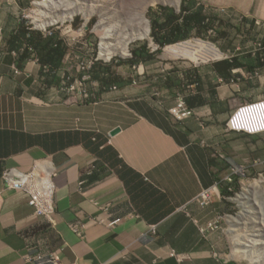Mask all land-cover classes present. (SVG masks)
I'll return each mask as SVG.
<instances>
[{
	"label": "crops",
	"instance_id": "crops-1",
	"mask_svg": "<svg viewBox=\"0 0 264 264\" xmlns=\"http://www.w3.org/2000/svg\"><path fill=\"white\" fill-rule=\"evenodd\" d=\"M31 3L0 0V264H38L30 238L65 264H264L258 238L256 249L229 230L222 201L198 202L230 177L241 184L240 170L264 176V132L228 129L240 105L264 98V40L239 42L231 57L208 48L218 58L181 71V85L146 71L151 61L130 63L139 82L95 78L103 86L96 94L86 84V98L31 44ZM179 96L193 116L170 113ZM7 168L54 183V223L30 193L7 187ZM74 223L85 224L83 236Z\"/></svg>",
	"mask_w": 264,
	"mask_h": 264
},
{
	"label": "rangeland",
	"instance_id": "rangeland-1",
	"mask_svg": "<svg viewBox=\"0 0 264 264\" xmlns=\"http://www.w3.org/2000/svg\"><path fill=\"white\" fill-rule=\"evenodd\" d=\"M50 2L51 0H32L31 9L26 12L25 18L32 26L33 32L40 31V33L48 34V37L54 36L58 41L68 45L66 63L58 71L61 78L66 81L65 83L69 84L75 80L80 82L85 76L90 75L91 78L88 81L84 80L85 86L87 84L96 94L103 86L94 77L95 72L100 70V68L94 69L98 61L110 68L115 75L124 78L126 75L133 74L139 82L138 67L131 66L130 61L134 59V49L145 43L149 44L151 49L157 47L154 51L157 60L149 62L146 71L157 70L156 75L177 78L181 85L183 84L181 71L186 73V70L200 68L215 60L216 55L209 50L210 47H215L231 57L234 47L239 42L264 40V0H197V7L193 11L202 10L208 17L207 23L210 27L208 32L199 35V31L195 30L190 39L165 47H160L154 40V25L157 19L161 17L160 23H166L164 13L166 10L163 8L172 9L180 18H183L184 5L189 6L190 0L186 2L180 0L177 5L171 0H78L71 6H67L68 3L75 0H58L59 4L67 5L51 6L48 12L42 11ZM141 11L145 13L149 21V35L132 39L128 54H123L113 44L109 50H103L102 38L107 34L106 30L116 22H121L123 26L130 24L132 28L139 27L140 20L135 19V12ZM189 12L190 10L187 11ZM65 15L69 17L63 20ZM247 25H253V28L248 29ZM180 44H185L184 48L188 49L186 56L181 52H177L180 55H172L166 51L167 47L175 45L179 47ZM195 56L200 57V60H197ZM97 57L101 58L91 63V60ZM51 68L48 70L49 73L52 71ZM108 75L103 73L104 77ZM157 85L154 83V86L157 87ZM70 87L71 85H66V90L68 91ZM243 173L240 170L235 175L239 176L241 181L239 191H233L234 193L229 196L217 191L214 197L222 201L224 205L222 209H218L220 214L234 221L229 230L240 237V241L244 238L254 240L251 244L255 247L257 244H255V238H258L260 240L257 239L258 242L262 244L257 246L264 250V182L261 183L264 176H246ZM218 227L215 224V229Z\"/></svg>",
	"mask_w": 264,
	"mask_h": 264
},
{
	"label": "built area",
	"instance_id": "built-area-1",
	"mask_svg": "<svg viewBox=\"0 0 264 264\" xmlns=\"http://www.w3.org/2000/svg\"><path fill=\"white\" fill-rule=\"evenodd\" d=\"M97 57L91 60H99ZM90 78L87 75L85 79ZM81 90L86 98L91 96L85 87V81H80L78 84L72 85L68 91L74 93ZM170 113L179 120L189 118L195 114V111L188 106L186 98L179 96L177 104L170 109ZM230 131L243 133L257 134L264 132V98L254 102H248L240 105L228 122ZM3 178L7 183V187L15 190H24L30 193V204L35 208L37 214L54 223L55 202L54 190L55 186L52 181L42 176L37 169L31 172H23L17 168H8L3 173ZM214 194L213 189L204 190L198 197V202L201 205H209ZM120 222V219L113 220L110 225H115ZM72 228L81 236H83L85 224L74 223ZM209 228L215 229V224L211 223ZM30 238V237H29ZM29 248L36 251L35 258L38 264H65L61 255L58 252L47 251L41 240L30 238ZM261 258L264 260V250L261 251ZM79 264V263H75Z\"/></svg>",
	"mask_w": 264,
	"mask_h": 264
},
{
	"label": "trees",
	"instance_id": "trees-1",
	"mask_svg": "<svg viewBox=\"0 0 264 264\" xmlns=\"http://www.w3.org/2000/svg\"><path fill=\"white\" fill-rule=\"evenodd\" d=\"M184 2H186V0H184ZM189 4V6L184 5L185 15L183 18H180L174 10L163 8L166 10L164 12L166 23L161 24L159 20L161 17H159L154 25L155 31L153 32L154 40L160 47L190 39L194 35L195 30L199 31V35L208 32L210 28L207 23L208 17L203 14L202 10L193 11V9L197 7V0H190ZM188 10H190L189 13H187ZM30 42L34 47L36 46L40 52L41 49L46 52L43 56L44 65L51 66L53 68H51L52 71L63 67V59L68 53V46L64 42L58 41L54 36L46 37L40 32L36 33V35L35 33H31ZM133 56L134 59L130 61L132 65L140 61L149 62L156 59L154 51H152L149 44L146 43L134 49ZM97 68H100V70L95 72V78L102 79L104 82L110 81L116 84L124 82L120 76L115 75L111 69L106 67L103 63L97 62L94 69L97 70ZM103 73L109 75L104 77ZM240 188L241 184L239 179H235L229 182V185L225 186V189L222 190V194L229 196L234 193L233 191H239Z\"/></svg>",
	"mask_w": 264,
	"mask_h": 264
},
{
	"label": "bare ground",
	"instance_id": "bare-ground-1",
	"mask_svg": "<svg viewBox=\"0 0 264 264\" xmlns=\"http://www.w3.org/2000/svg\"><path fill=\"white\" fill-rule=\"evenodd\" d=\"M178 1L179 0H171V2L174 4L177 3ZM77 2H78V0H75V2H72V3L69 2L68 5L64 4V3L63 4H64V6H66V5L71 6L72 4H75ZM50 3H52V4L50 5ZM50 3H48V5H47L48 7L42 11L48 12L49 10H51V8H50L51 6L56 7V6H59L60 4H62V3L59 4L58 0H51ZM74 12H72V13L74 14ZM67 17H69V16L65 15L63 20H65ZM39 18H40V16H39ZM137 18L140 20V24H141L139 27L132 28V26L130 24H124V26H123L121 22H116L115 24L111 25L108 28V30H106L107 34L102 38V49L107 51L110 49L111 44H113L123 54H128L129 45H130V42L132 41V39H134L136 37H139V38L147 37L149 35V31H150L149 21L145 15V13L142 11L141 12H135V19H137ZM116 39H117V41H115ZM176 47H177V45L169 46V47H167L166 51L172 55H176V54L180 55L177 52H181L182 54L184 53L186 56V51H188V49L184 48L185 44H180L179 47H177V48ZM116 48H115V50H116ZM210 48L212 49L211 51H213V52L217 51V49L215 47H210ZM179 49H181L182 51H180ZM219 54H220V52H219ZM195 58L197 60H200V57H198V56H195ZM263 182H264V180H261L262 184H263ZM246 191H248L247 188H246ZM248 243H249V241L246 240V241H244L243 244L244 245L246 244L245 245V247H246L248 245Z\"/></svg>",
	"mask_w": 264,
	"mask_h": 264
},
{
	"label": "clouds",
	"instance_id": "clouds-1",
	"mask_svg": "<svg viewBox=\"0 0 264 264\" xmlns=\"http://www.w3.org/2000/svg\"><path fill=\"white\" fill-rule=\"evenodd\" d=\"M46 30V29H45ZM44 34V33H43ZM46 37H48V34H44ZM68 46V45H67ZM157 49V47L156 48H152V51H155ZM219 52L222 54V56L223 55H225L224 53H222L220 50H219ZM218 57H216V58H214V59H217ZM99 62V61H98ZM86 77V76H85ZM85 77H84V80H86V81H88V79H90L91 78V76H90V78H88V79H85ZM83 81V80H82ZM72 86V85H71ZM86 87V86H85ZM89 92V91H88ZM90 97V96H89ZM88 97V98H89ZM95 100H97L96 98H95ZM189 106V105H188ZM171 109V108H170ZM250 134V133H249ZM8 169V168H7ZM6 170V169H5ZM4 170V171H5ZM21 171V170H20ZM4 173V172H3ZM2 177H3V175H2ZM229 181L231 182V181H233V178L232 177H230L229 178ZM10 189V188H9ZM15 190V189H14ZM207 190V189H206ZM214 190V193L216 192V189H213ZM213 197H214V194H213ZM213 199V198H212ZM211 203V202H210ZM49 221V220H48Z\"/></svg>",
	"mask_w": 264,
	"mask_h": 264
},
{
	"label": "water",
	"instance_id": "water-1",
	"mask_svg": "<svg viewBox=\"0 0 264 264\" xmlns=\"http://www.w3.org/2000/svg\"><path fill=\"white\" fill-rule=\"evenodd\" d=\"M120 129H117V131H115V132H118Z\"/></svg>",
	"mask_w": 264,
	"mask_h": 264
}]
</instances>
